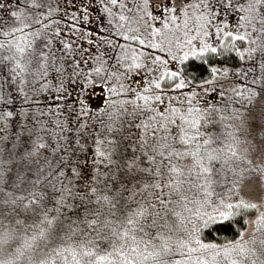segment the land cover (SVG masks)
Returning <instances> with one entry per match:
<instances>
[{"label": "snow or ice", "instance_id": "snow-or-ice-1", "mask_svg": "<svg viewBox=\"0 0 264 264\" xmlns=\"http://www.w3.org/2000/svg\"><path fill=\"white\" fill-rule=\"evenodd\" d=\"M0 264H264V0H0Z\"/></svg>", "mask_w": 264, "mask_h": 264}]
</instances>
